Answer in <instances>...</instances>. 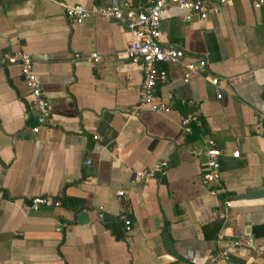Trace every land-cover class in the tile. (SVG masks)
Instances as JSON below:
<instances>
[{
    "label": "crops",
    "instance_id": "0c3cea01",
    "mask_svg": "<svg viewBox=\"0 0 264 264\" xmlns=\"http://www.w3.org/2000/svg\"><path fill=\"white\" fill-rule=\"evenodd\" d=\"M107 1L0 0V264H264V0H232L205 20L168 7L160 41L185 54L163 65L167 113L140 103L143 71L123 56V24L65 14ZM18 50L53 107L36 132L20 66L4 58ZM188 63L198 73L184 81ZM188 113L202 129L183 133ZM209 137L222 151L219 184L203 182L196 154ZM163 160L165 173L136 175ZM34 195L60 205L33 210Z\"/></svg>",
    "mask_w": 264,
    "mask_h": 264
},
{
    "label": "built area",
    "instance_id": "2783aa9c",
    "mask_svg": "<svg viewBox=\"0 0 264 264\" xmlns=\"http://www.w3.org/2000/svg\"><path fill=\"white\" fill-rule=\"evenodd\" d=\"M232 0H144L139 5H134L130 0H108L103 4H95L86 7L82 4H72L65 7L66 16L75 23H82L90 16L102 17L116 20L123 24L130 34V40L123 52V56L129 61L139 64L143 71L142 81L139 86L140 103L147 109L157 113H167L171 106L168 100L159 99L156 95V88L167 80V72L163 65L178 64L184 57L183 49L176 46L164 45L160 41V22L170 6H176L183 9L185 18L190 21L193 17L205 20L210 11L217 9V6L223 5ZM261 1V0H260ZM255 3V6L260 4ZM78 56V55H76ZM4 58L8 63H17L20 66L22 80L32 97V102L37 109V123L31 127L32 131H38L41 126L52 124L53 107L51 102L44 96L41 85L37 79L33 67L32 55L25 50H18L13 53H5ZM93 62L99 61V55L96 52L90 54L89 58ZM187 72L184 75V81H188L192 74H196L197 65L188 63L185 65ZM210 82L218 87V79L211 78ZM221 93H217L220 97ZM171 95H168L171 100ZM200 123L199 115L188 113L180 120V128L185 134L193 132L192 124ZM205 156V170L202 175L205 184L218 183L220 180V156L222 154L212 137L207 138L206 147L196 150V154ZM238 155V151L232 153ZM168 166V162L163 160L155 163L149 169L137 170L136 175L144 179L153 177L156 174H163ZM218 188H210L209 193L216 195ZM124 191H118L123 195ZM43 205L59 206L60 201L49 195H34L29 199V207L37 210ZM226 206H231V201H226ZM125 229H131V220L124 219ZM58 230L61 228L58 227ZM235 245L239 241H235ZM229 258L227 249L221 250L215 255V261L221 263Z\"/></svg>",
    "mask_w": 264,
    "mask_h": 264
}]
</instances>
